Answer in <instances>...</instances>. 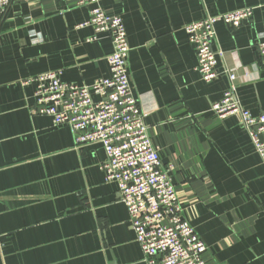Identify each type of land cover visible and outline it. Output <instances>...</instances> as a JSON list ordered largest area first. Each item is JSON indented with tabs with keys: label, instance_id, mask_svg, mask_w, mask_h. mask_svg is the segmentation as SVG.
Returning <instances> with one entry per match:
<instances>
[{
	"label": "crops",
	"instance_id": "obj_1",
	"mask_svg": "<svg viewBox=\"0 0 264 264\" xmlns=\"http://www.w3.org/2000/svg\"><path fill=\"white\" fill-rule=\"evenodd\" d=\"M123 18L129 74L150 135L208 250L207 264H264V164L238 115L212 105L237 72L236 95L264 113V0H101ZM246 6L238 28L216 24L221 75L211 82L185 26ZM73 0L12 3L0 14V264H147L101 144L35 115L36 75L62 70L80 85L110 75L112 38L81 26Z\"/></svg>",
	"mask_w": 264,
	"mask_h": 264
},
{
	"label": "built area",
	"instance_id": "obj_2",
	"mask_svg": "<svg viewBox=\"0 0 264 264\" xmlns=\"http://www.w3.org/2000/svg\"><path fill=\"white\" fill-rule=\"evenodd\" d=\"M42 0H0V14L12 3ZM78 6H90V18L81 26H91L96 33H107L113 51L107 59L111 73L91 84L65 81L62 70H52L32 77L36 83L32 113L50 116L55 125H68L76 133L79 146L101 144L106 152L102 163L107 182L117 184L128 208L147 264H207L208 250L196 228L184 215L183 202L154 144L146 115L141 109L129 74L131 46L123 18L108 13L101 0H73ZM254 7L246 6L217 15H207L185 26L194 45L196 69L203 80L211 82L221 75L216 24L224 22L238 28L252 18ZM264 64V40L258 43ZM230 86L211 110L219 117L238 115L254 148L264 164V113L254 115L236 95L237 72L225 69Z\"/></svg>",
	"mask_w": 264,
	"mask_h": 264
}]
</instances>
